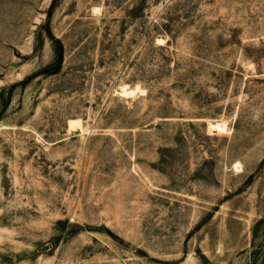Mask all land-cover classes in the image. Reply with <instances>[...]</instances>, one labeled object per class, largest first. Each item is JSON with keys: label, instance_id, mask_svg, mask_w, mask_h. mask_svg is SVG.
I'll list each match as a JSON object with an SVG mask.
<instances>
[{"label": "rangeland", "instance_id": "374dc122", "mask_svg": "<svg viewBox=\"0 0 264 264\" xmlns=\"http://www.w3.org/2000/svg\"><path fill=\"white\" fill-rule=\"evenodd\" d=\"M0 264H264V0H0Z\"/></svg>", "mask_w": 264, "mask_h": 264}, {"label": "bare ground", "instance_id": "6f19581e", "mask_svg": "<svg viewBox=\"0 0 264 264\" xmlns=\"http://www.w3.org/2000/svg\"><path fill=\"white\" fill-rule=\"evenodd\" d=\"M129 92L127 91V89H123V94L125 95V96H127L126 94H128ZM130 94H131V92H130ZM214 129H216V130H218L219 131V127H214Z\"/></svg>", "mask_w": 264, "mask_h": 264}]
</instances>
